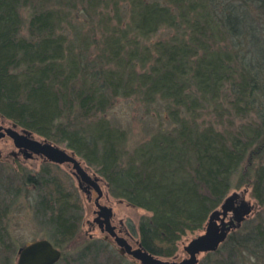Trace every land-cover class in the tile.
I'll return each mask as SVG.
<instances>
[{"label":"trees","instance_id":"trees-1","mask_svg":"<svg viewBox=\"0 0 264 264\" xmlns=\"http://www.w3.org/2000/svg\"><path fill=\"white\" fill-rule=\"evenodd\" d=\"M135 94L164 101L172 123L129 153L126 134L103 115L118 96ZM209 107L243 122L200 121ZM251 110L255 121L246 119ZM0 114L84 157L113 195L149 212L141 245L172 257L264 144V0H0ZM90 118L98 121L82 128ZM250 168L238 184L251 182L264 206V165ZM40 181L39 211L60 247L80 230L78 195L55 176ZM221 252L210 264H241L247 253L262 260L264 215L208 255Z\"/></svg>","mask_w":264,"mask_h":264},{"label":"rangeland","instance_id":"rangeland-1","mask_svg":"<svg viewBox=\"0 0 264 264\" xmlns=\"http://www.w3.org/2000/svg\"><path fill=\"white\" fill-rule=\"evenodd\" d=\"M123 8H125V6ZM122 15H125H120L122 20L125 21L127 16L123 14V12ZM77 21L79 20H74V22ZM165 36L163 30L162 32L146 36L143 39V43H153V41ZM224 101L222 103L225 105ZM163 102L164 101L158 97L152 102H146L137 97V94L130 96L121 95L114 99L112 105L108 108L103 117H105L109 126L121 131L122 134H126L125 146L127 151L131 153L136 148L146 144L150 136L157 129L160 130L171 127V117L168 111L165 110L166 105ZM227 112L228 110L223 113V118H221L215 117L211 109H204L200 113V121L212 120L217 126H221L225 123V125H223L224 128L229 127L228 125H234L233 127H235L236 125L242 124V120L235 118L230 119L232 116L231 114L228 115ZM247 116L246 119H250L251 121H255L257 118L253 110L247 113ZM90 121L96 122L98 119L90 118L85 121L82 120L80 126H82V128L83 126H89V124L92 123ZM245 122H248V120H245ZM12 124L13 122L11 120L0 114V125L11 126ZM91 125L92 124H90V127ZM231 128L232 127H230V129ZM17 129L21 130L22 127L17 125ZM33 137L40 140L46 139L36 132H33ZM53 143L68 151H73L68 148L64 142ZM15 150H18V147H16L13 139L9 135L0 137V264H17L18 250L27 243L41 238H47L49 240H51V238H53V240L56 238L55 235L51 233L52 231L48 225L44 223L43 216L39 211L40 208L38 203L43 191L41 187L37 185H40V180L43 176H55L60 182H63L69 190L75 191L78 195L77 202L80 210V230L75 237L64 242L60 246L61 248L59 247L62 252H64L65 258L58 261L56 264H142L131 254L122 253V246L116 242L115 237L108 231L105 230L107 233L102 232L96 224L93 225V220L96 215L94 211L97 209L95 199L98 193L93 187L89 186L88 183L79 182L69 163H55L44 159L43 156H39L36 153H34V156L25 157L24 154H22L20 158H15L13 154ZM77 157L91 174L99 177V182L103 189L100 202L113 208L111 223L120 226V221H122L121 226L127 229L126 232H128L131 237L128 236V233L125 234L123 232H119V235L124 237L128 236V242L136 248L138 244L141 243L139 238L140 218L144 215H149V212L146 209L130 204L122 197L113 195L106 177L94 166L87 163L84 157L79 155H77ZM241 165L239 170L233 175L232 180L237 186L231 188L228 194L238 191L240 196L250 201L253 204V210L247 218L255 221L257 218L260 219L261 215H264V206L261 205L258 199L253 195V186L251 182L238 184V180L242 169L249 167H251L250 169L258 168V166L264 165V144L255 151L254 156H249L247 159L243 160ZM29 176L33 177V180H36V182L40 179L38 181L39 183L33 180L29 181ZM88 189H91V192H89ZM238 203L239 201H237V204ZM113 217L114 221L112 222ZM245 220L242 222V225ZM206 223L202 229L189 232L179 240L178 250L174 256L159 257L170 260H181L188 256V252L185 250L184 246L192 238L204 231ZM209 252H202L199 254L200 260L198 264H210L211 260L208 259L209 257H226L227 255L226 252H221L215 254L213 257V255H208ZM243 262L241 264H264V258L262 260L251 258L250 254L247 253ZM211 264L214 263L212 262Z\"/></svg>","mask_w":264,"mask_h":264},{"label":"water","instance_id":"water-1","mask_svg":"<svg viewBox=\"0 0 264 264\" xmlns=\"http://www.w3.org/2000/svg\"><path fill=\"white\" fill-rule=\"evenodd\" d=\"M4 135H9L16 147L23 149L26 157L36 153L55 163H69L79 182L88 183L98 193L95 199L97 206L95 220H100L101 226L105 224L106 231L114 236L116 242L122 246V253L131 254L142 264H198L200 253L216 251L226 240L228 234L238 229L253 210V204L240 196L238 191L228 194L220 207L214 209L209 215L204 231L184 246L188 256L181 260L163 259L146 250L141 243L134 248L127 238L117 234L115 225L111 223L113 208L100 202L103 189L99 177L91 174L73 151H68L47 139H37L33 137L31 130L26 128L19 130L15 123L11 126L0 125V137ZM237 201H239L238 204ZM62 255V250L51 240L41 238L19 248L17 264H56Z\"/></svg>","mask_w":264,"mask_h":264},{"label":"flooded vegetation","instance_id":"flooded-vegetation-1","mask_svg":"<svg viewBox=\"0 0 264 264\" xmlns=\"http://www.w3.org/2000/svg\"><path fill=\"white\" fill-rule=\"evenodd\" d=\"M13 154H14V156H15V158H20L21 157V155L22 154H24V156L26 157V154H25V152L23 151V149H21V148H18V150H15V151H13ZM34 156V155H33ZM39 156H41V155H39ZM88 191L89 192H91V189H88ZM97 210V209H96ZM96 210L94 211L95 213H96V215H95V217H94V222H93V225L94 224H96L99 228H100V230H102V232H106L105 230H106V226H105V224L103 225V226H101V223H100V220L98 221V220H95V218H96V216H97V212H96ZM114 221V217L112 218V222ZM121 224H122V221H120V226L119 225H117V224H115V230L117 231V233L119 234V232H123V233H125V234H127L128 232H126L127 231V229H125V228H123L122 226H121ZM107 233V232H106ZM108 235V234H107ZM107 235H106V237H107ZM128 236H130L129 235V233H128ZM128 236H126L125 238H128ZM124 237V236H123ZM131 237V236H130Z\"/></svg>","mask_w":264,"mask_h":264}]
</instances>
